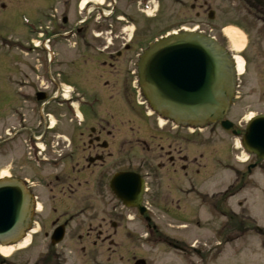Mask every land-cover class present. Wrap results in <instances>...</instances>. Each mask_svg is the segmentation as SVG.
<instances>
[{
    "label": "flooded vegetation",
    "instance_id": "flooded-vegetation-1",
    "mask_svg": "<svg viewBox=\"0 0 264 264\" xmlns=\"http://www.w3.org/2000/svg\"><path fill=\"white\" fill-rule=\"evenodd\" d=\"M141 1L0 0V181H20L34 199L31 230L0 247H17L37 228L47 243L35 263L18 258L26 252L17 248L9 257L0 253V264L111 262L115 234L129 228L130 211L139 215L118 198L119 185H129L134 197L141 193L139 203L148 211L147 197L155 190L162 202L173 196L170 205L177 210L199 194L201 210L220 213L255 171L264 173V158L242 148L251 120L260 127L252 142L264 146V0H234L245 41L239 57L232 49L243 63L242 71L236 64L235 100L222 121L195 131L160 119L145 100L138 65L147 40L136 28ZM205 7L210 9L207 2ZM220 38L229 48L222 29ZM35 62L45 63L43 91L32 84ZM212 168L235 173L232 189L207 191L218 174L209 175ZM168 182L172 187L163 189ZM134 197L127 202L136 203ZM235 215L242 228L244 215ZM142 218L152 224L147 214ZM74 226L71 253L62 246ZM61 228L64 237L57 242ZM189 248L191 255L202 253Z\"/></svg>",
    "mask_w": 264,
    "mask_h": 264
},
{
    "label": "rangeland",
    "instance_id": "rangeland-1",
    "mask_svg": "<svg viewBox=\"0 0 264 264\" xmlns=\"http://www.w3.org/2000/svg\"><path fill=\"white\" fill-rule=\"evenodd\" d=\"M158 1L160 3L159 11L155 13L147 9V15L152 16V18L142 15L140 25H136L138 30L141 29L138 33L144 35V38L140 36L143 40H147V43L157 40L168 32H179L182 29H197L205 34L215 36L221 41L220 30L224 28L225 32L229 31L235 42H237L236 49L241 50L245 46L242 33L235 24L239 18L237 13L240 9L237 8L234 0H204L215 12L214 21L208 19L206 8H201L204 5L203 0H199L197 3L192 0ZM193 5H195L194 10L191 9ZM128 26L132 28V25ZM3 33L6 34L7 32L3 31ZM34 64L38 67L34 70L32 84L35 91H43L45 87V82H43L45 81V70L42 67L45 66V63L35 62ZM18 91L20 90L18 89ZM38 120L37 114H33L30 121L36 124ZM54 120L61 126H65L66 121L63 117L55 116ZM25 148L28 152H31L26 144ZM25 148L20 146V151L24 152ZM247 157L245 156L244 159ZM215 167L217 166L215 165ZM217 168L209 170V175L218 173L207 182L209 184L207 191L210 194L217 193V191H226L237 180L235 173L232 171L226 168ZM169 186L168 182L163 186V189ZM200 187L197 186V189L200 190ZM161 193H164V191L161 190ZM158 194L155 190H152L149 197H147L148 207L150 208L148 215L152 218L151 226L154 230L148 227L149 225L146 224L144 218L130 211L129 215L134 220H129L127 230L122 229L115 234L112 261L107 262V257H101V259H98L100 264H134V257L136 259L143 258L147 264H264L263 172L255 171L250 183L237 197L231 199L221 209L222 212L220 213H217L211 207L201 210L195 203L199 194L192 196L190 199L192 201L184 202L183 200L180 210L171 207L170 200L173 196L162 202L160 200L163 196ZM182 198L185 199L183 196ZM239 202H243L242 209L238 207ZM231 210L234 213L244 215L243 229L237 226L236 219L230 218ZM76 229L75 226L72 228V232L62 246L67 252L72 253L76 248L75 234L73 233ZM83 231H86V227L83 228ZM33 233L31 234L32 238L29 240L30 242L33 241L32 246L22 251L26 252L22 257H18L22 261L29 259L31 263H35L40 254L47 249L44 237L39 233ZM219 243H221L220 246H218ZM176 246L179 247L178 250L174 249ZM190 246L197 247L202 253L191 255ZM121 255L125 259H119ZM77 256L80 257L79 254ZM70 257H73V261L75 260L73 254ZM77 264H79L78 260Z\"/></svg>",
    "mask_w": 264,
    "mask_h": 264
},
{
    "label": "water",
    "instance_id": "water-1",
    "mask_svg": "<svg viewBox=\"0 0 264 264\" xmlns=\"http://www.w3.org/2000/svg\"><path fill=\"white\" fill-rule=\"evenodd\" d=\"M209 17L213 19V13ZM139 78L153 110L183 126L203 127L223 119L235 96L231 56L218 42L199 33L173 35L152 45L141 58ZM256 121L248 129L245 146L264 157V146L252 142L260 128ZM123 178L130 183L129 176ZM127 188L117 186V196L129 207L139 206L143 215L141 193L134 197ZM132 196L138 200L134 204L127 202ZM32 214V198L22 184L0 182V243L17 240L29 229ZM57 234L61 240L63 232Z\"/></svg>",
    "mask_w": 264,
    "mask_h": 264
},
{
    "label": "bare ground",
    "instance_id": "bare-ground-1",
    "mask_svg": "<svg viewBox=\"0 0 264 264\" xmlns=\"http://www.w3.org/2000/svg\"><path fill=\"white\" fill-rule=\"evenodd\" d=\"M224 33H225V36L230 40L233 47L236 49V43L237 42H235L234 38L231 36L229 31H226V32L224 31ZM236 50H238V49H236ZM238 51H240V50H238ZM237 64H238L239 71H242L243 63H242L241 59H237ZM30 239L31 238L26 239L21 244H19L17 247H10V248L0 247V253H2L4 257H9L14 251H16L17 248L25 249L26 247H28Z\"/></svg>",
    "mask_w": 264,
    "mask_h": 264
}]
</instances>
